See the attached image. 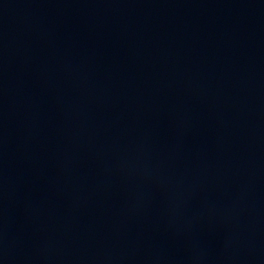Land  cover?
<instances>
[{
    "label": "water",
    "instance_id": "95a60500",
    "mask_svg": "<svg viewBox=\"0 0 264 264\" xmlns=\"http://www.w3.org/2000/svg\"><path fill=\"white\" fill-rule=\"evenodd\" d=\"M0 264H264V0H0Z\"/></svg>",
    "mask_w": 264,
    "mask_h": 264
}]
</instances>
